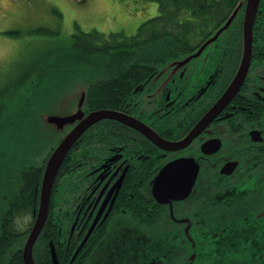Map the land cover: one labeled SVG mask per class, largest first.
<instances>
[{"label": "flooded vegetation", "instance_id": "1", "mask_svg": "<svg viewBox=\"0 0 264 264\" xmlns=\"http://www.w3.org/2000/svg\"><path fill=\"white\" fill-rule=\"evenodd\" d=\"M226 3L225 20L234 17L204 50L197 49L205 41L195 50H155L172 57L111 64L113 82L128 87L116 106L100 110L116 111L142 131L101 120L73 144L32 247L34 264L264 260V0L238 85L247 0ZM75 100L67 113L76 110ZM83 111L95 110L84 104ZM70 130L64 129L54 148ZM32 182L18 176L2 186L0 253L7 244L14 247L10 264H24L38 212L41 181L34 189ZM32 190V221L17 230L7 222L9 206L28 205L25 194Z\"/></svg>", "mask_w": 264, "mask_h": 264}, {"label": "rangeland", "instance_id": "2", "mask_svg": "<svg viewBox=\"0 0 264 264\" xmlns=\"http://www.w3.org/2000/svg\"><path fill=\"white\" fill-rule=\"evenodd\" d=\"M156 16L141 0H0V182L42 162L60 133L47 119L64 117L83 91L89 76L57 64L73 62V36L130 37Z\"/></svg>", "mask_w": 264, "mask_h": 264}, {"label": "trees", "instance_id": "3", "mask_svg": "<svg viewBox=\"0 0 264 264\" xmlns=\"http://www.w3.org/2000/svg\"><path fill=\"white\" fill-rule=\"evenodd\" d=\"M141 1L153 3L156 6L157 16L142 23L135 35L125 37L117 33L105 37L101 33H83L81 36L75 34L73 36L74 50L70 55L73 62L69 64L67 57L57 61V64L68 63V66L87 65L82 67L81 72L91 77L84 103L90 109H107L111 108L112 104L116 106V97L122 95L128 87L124 81L121 82L122 84L113 82L116 71L111 67L112 63L148 62L155 56L172 57V54H166L164 51L158 54L155 50H195L225 23L226 9L229 8L226 3L228 0ZM103 64L108 65L102 67ZM67 70L59 71L67 73ZM117 90L119 92L115 93ZM4 122L5 119L0 110V124ZM48 155L41 164L26 168L18 175L24 179L31 178L33 189L34 185L40 184ZM6 181L0 182V196L3 193L2 184ZM33 191L25 194L28 196V205L9 206L7 222L13 221L20 212L25 214L29 211L32 207ZM4 249L5 251L0 253V264H10L9 252L14 247L7 244ZM249 264H264V260L249 262Z\"/></svg>", "mask_w": 264, "mask_h": 264}, {"label": "water", "instance_id": "4", "mask_svg": "<svg viewBox=\"0 0 264 264\" xmlns=\"http://www.w3.org/2000/svg\"><path fill=\"white\" fill-rule=\"evenodd\" d=\"M258 5H259V0H247L246 13L244 19L245 52L243 55V59L238 74L234 79L236 85L242 82L250 62L252 26ZM233 17L234 15L229 20L225 21V23L198 50H202L206 46L211 45L214 42V40L226 29V27L229 25ZM89 83H90V78L87 79L86 84L82 85L84 86L83 91L81 92V94L79 93V98L77 99L75 104L76 110L74 112L67 113L62 118L51 116L47 119L48 124L53 125L55 132L56 133L60 132L57 136L63 133L66 127L70 126L71 130L63 137V139L59 142V144L54 148V150L49 155L46 161L41 179V185H40L38 212L36 215L34 226L28 236V239L26 241L23 250L24 264H34L32 259V247L47 218L51 189L54 180L56 178V175L59 171V168L63 160L67 155V152L71 149V147L79 139V137L89 127L98 123L101 120H115L125 123L126 125L129 126H135L136 128L140 129L138 126L134 125L131 122L132 120L130 118L125 117L116 111L96 110L85 115L83 111V105L86 100V92ZM224 98L225 96L221 99L219 104L223 103ZM194 256L195 255L191 257V260H193Z\"/></svg>", "mask_w": 264, "mask_h": 264}, {"label": "clouds", "instance_id": "5", "mask_svg": "<svg viewBox=\"0 0 264 264\" xmlns=\"http://www.w3.org/2000/svg\"><path fill=\"white\" fill-rule=\"evenodd\" d=\"M22 221V222H21ZM32 221V214L31 211H28L27 213L23 214V216H17L13 220V225L16 227L17 230H24L28 226H30V223Z\"/></svg>", "mask_w": 264, "mask_h": 264}, {"label": "crops", "instance_id": "6", "mask_svg": "<svg viewBox=\"0 0 264 264\" xmlns=\"http://www.w3.org/2000/svg\"><path fill=\"white\" fill-rule=\"evenodd\" d=\"M153 10H156V6L153 4ZM154 12V11H153Z\"/></svg>", "mask_w": 264, "mask_h": 264}]
</instances>
